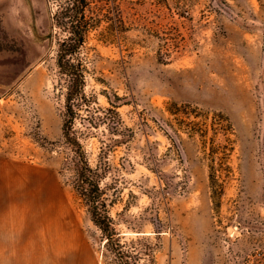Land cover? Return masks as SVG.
<instances>
[{
    "label": "rangeland",
    "instance_id": "1",
    "mask_svg": "<svg viewBox=\"0 0 264 264\" xmlns=\"http://www.w3.org/2000/svg\"><path fill=\"white\" fill-rule=\"evenodd\" d=\"M60 2L0 0L10 264L42 245L45 264H264V0H89L86 91L133 130L84 140L93 166L108 153L110 238L64 166Z\"/></svg>",
    "mask_w": 264,
    "mask_h": 264
},
{
    "label": "trees",
    "instance_id": "2",
    "mask_svg": "<svg viewBox=\"0 0 264 264\" xmlns=\"http://www.w3.org/2000/svg\"><path fill=\"white\" fill-rule=\"evenodd\" d=\"M88 7L89 0H61L53 15V27L66 32L64 38H58L57 48L59 95L63 99L62 145L68 150L64 166L72 172L77 196L87 206L92 220L110 238L114 227L102 185L108 172V153L102 148L99 161L93 166L84 140L104 124L112 125L118 132L126 128L130 137L133 130L124 124L119 102L106 94L110 106H103L96 94L86 91L88 67L83 48L95 26L87 13ZM78 121L85 128L77 126Z\"/></svg>",
    "mask_w": 264,
    "mask_h": 264
},
{
    "label": "crops",
    "instance_id": "3",
    "mask_svg": "<svg viewBox=\"0 0 264 264\" xmlns=\"http://www.w3.org/2000/svg\"><path fill=\"white\" fill-rule=\"evenodd\" d=\"M4 197H6V194L3 193ZM8 206L10 209L11 206V200L9 199L8 201ZM0 264H5V261L3 259V257H5L8 261V264H10L11 262L10 259H12L13 256H16V252H13V248L12 246H9L7 244H24L23 241V234L22 232H18L15 230H12V226L10 227L9 223H5L2 218L5 215V212H7V205H6V199L5 198H1L0 199ZM8 234V235H7ZM12 235L15 240L13 239V237L9 236ZM9 236V237H6ZM5 244V245H4ZM16 249V248H15ZM30 251L24 252V264H45L46 262V254H45V249L42 245L41 250L38 249V247L36 248H31L30 247ZM52 252L50 254V258L51 256L57 255L55 246L53 245L52 248L49 247V252ZM21 261V259H20Z\"/></svg>",
    "mask_w": 264,
    "mask_h": 264
},
{
    "label": "bare ground",
    "instance_id": "4",
    "mask_svg": "<svg viewBox=\"0 0 264 264\" xmlns=\"http://www.w3.org/2000/svg\"><path fill=\"white\" fill-rule=\"evenodd\" d=\"M65 239H66V241H70L69 240V238H68V236H65ZM71 243V242H70ZM59 244V243H58ZM62 244V243H61ZM66 247H70V248H74L75 249V244H67V246H66V244L64 243V245H63V249H65Z\"/></svg>",
    "mask_w": 264,
    "mask_h": 264
},
{
    "label": "built area",
    "instance_id": "5",
    "mask_svg": "<svg viewBox=\"0 0 264 264\" xmlns=\"http://www.w3.org/2000/svg\"><path fill=\"white\" fill-rule=\"evenodd\" d=\"M248 264H254V262H249Z\"/></svg>",
    "mask_w": 264,
    "mask_h": 264
}]
</instances>
